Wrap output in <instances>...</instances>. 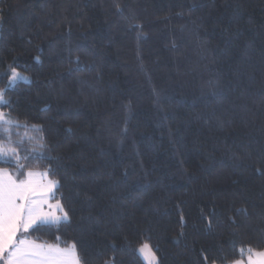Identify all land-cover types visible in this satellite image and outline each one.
Segmentation results:
<instances>
[{
  "label": "trees",
  "instance_id": "obj_1",
  "mask_svg": "<svg viewBox=\"0 0 264 264\" xmlns=\"http://www.w3.org/2000/svg\"><path fill=\"white\" fill-rule=\"evenodd\" d=\"M0 89V166L59 181L68 214L19 239L80 264L264 252V0H0Z\"/></svg>",
  "mask_w": 264,
  "mask_h": 264
},
{
  "label": "snow or ice",
  "instance_id": "obj_2",
  "mask_svg": "<svg viewBox=\"0 0 264 264\" xmlns=\"http://www.w3.org/2000/svg\"><path fill=\"white\" fill-rule=\"evenodd\" d=\"M10 73L6 88H12L17 80H27L16 71L15 67L10 68ZM4 92L5 89H0V105L7 104L4 100ZM6 122L9 121L3 113H0V123ZM12 156L19 160L17 149H5L0 144V160ZM37 175L28 171L24 174V178L14 179L6 170L0 169V256L8 252L7 264H80L79 258L75 256L74 246L61 250L53 245H39L27 239H17L18 233L28 232L29 229L39 228L41 225L58 223L61 219L68 220V214L63 212V206L59 202L55 205L48 204V198L50 195L54 196L53 190L59 186V181L39 183L34 179ZM40 175L46 176L47 173ZM46 204L49 209L54 207L62 211L63 217L55 216L51 211L46 212L44 210ZM258 255L264 257V252ZM70 256L71 261L68 259ZM37 257L44 259L38 261ZM249 261L251 264V257ZM235 264L241 262L236 261Z\"/></svg>",
  "mask_w": 264,
  "mask_h": 264
},
{
  "label": "crops",
  "instance_id": "obj_3",
  "mask_svg": "<svg viewBox=\"0 0 264 264\" xmlns=\"http://www.w3.org/2000/svg\"><path fill=\"white\" fill-rule=\"evenodd\" d=\"M37 173L38 175L34 177V179L39 182V183H44L46 184L49 180H51L48 175L44 176V175H40V174H43V173H39V172H35ZM9 175H11L14 179H22L24 178V176L22 178H18L15 174L13 173H8ZM26 174V173H25ZM53 192H55V189L53 190ZM48 204H51V205H55L56 203H54L53 201V196L50 195L49 198H48ZM44 210L47 212V211H51L55 216H59V217H63V212L62 211H59L57 210L56 208H51L49 209L48 205L46 204L45 205V208ZM65 220L61 219L58 223L60 222H63ZM53 224H57V223H53ZM19 234H17V239L19 240ZM28 240V239H27ZM29 241H32V240H29ZM36 243V242H35ZM36 244H39V243H36ZM39 245H43V244H39ZM61 250H65L63 248H59ZM45 251H47V249H45ZM75 253V252H74ZM259 253H247L246 255H243V258L242 260H240L241 264H245L247 262V260H249L248 258L251 257L252 258V261H255L256 263H252V264H261L262 262H264V257H261L258 255ZM75 256H76V253H75ZM77 257V256H76ZM7 258H8V252H5L3 254V256H0V261H2L4 264H7ZM38 261H41L44 259V257H37L36 258ZM69 261L72 260V257H68ZM235 264V263H234ZM264 264V263H263Z\"/></svg>",
  "mask_w": 264,
  "mask_h": 264
},
{
  "label": "rangeland",
  "instance_id": "obj_4",
  "mask_svg": "<svg viewBox=\"0 0 264 264\" xmlns=\"http://www.w3.org/2000/svg\"><path fill=\"white\" fill-rule=\"evenodd\" d=\"M18 73H19V72H18ZM20 75L23 76V77H26L27 80H23V79H21V80H17L15 84H17L18 82H28V81H29V77H28V76H26V75H24V74H22V73H20ZM8 83H9V81H8ZM1 106H2V105H0V107H1ZM0 113H3L4 116L7 118V120L9 121V122H6V123H4V124H10V123H11V120H10L9 116H8L5 112H3L1 109H0ZM4 148H5V147H4ZM5 149H6V148H5ZM7 162H9L8 159L0 160V163H7ZM0 169H4V170H6L7 173L20 171V170H18V169H16V170H9V169H7V168H5V167H3V166H0ZM32 172H36V171H32ZM38 172H39V171H38ZM39 173H46V172H39ZM49 181H51V180H49ZM54 203L57 204V202H54ZM141 249H143V251H141ZM242 253H243V255H246L248 252L243 250ZM139 254H140V256L143 258V260H144V262H145L146 264H157L156 256L154 255L153 251L151 250V248H150L148 245L145 244V245L141 246V247L139 248ZM248 259H249V258H248ZM253 262L256 263L255 261H252V258H251V264H252ZM263 263H264V262H262L261 264H263ZM245 264H250V261L247 260V262H246Z\"/></svg>",
  "mask_w": 264,
  "mask_h": 264
}]
</instances>
